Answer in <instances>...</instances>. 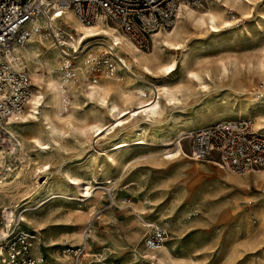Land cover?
<instances>
[{
    "label": "rangeland",
    "instance_id": "rangeland-1",
    "mask_svg": "<svg viewBox=\"0 0 264 264\" xmlns=\"http://www.w3.org/2000/svg\"><path fill=\"white\" fill-rule=\"evenodd\" d=\"M250 4L242 10L244 13L251 11L250 15L245 16L241 11L227 15L226 19L232 25L230 28L225 27L216 34L193 30L187 38L192 57L196 58V63L191 69L200 73L207 71L210 76L203 79L204 87L195 80L180 77L179 52L174 56L167 53L161 56V63L167 64L175 60L177 66L167 77V81L173 83L180 77L183 82V89L180 92L181 104L175 108H165L162 122H166L172 116L182 121L188 116L195 117L199 122H196L195 126L183 123L181 129L186 133L200 125L235 119L230 109L237 108L240 103L245 102L250 92L258 90L264 92V73H259L256 69L259 61L264 62V0H251ZM204 6L206 2L193 8L199 11ZM33 40L41 49L54 48L38 36H33ZM91 48L98 53L103 49L107 51L96 44ZM138 49L145 53L151 52L153 38L150 48ZM119 56L122 57L121 54ZM79 58L81 59V55ZM57 63L56 59L53 74L59 87L64 90L63 95L67 92L70 96L69 108L66 110L63 109L62 98L60 113L66 115L72 110L71 106L87 111L89 108H97V104L87 100L82 93L86 84L71 81L65 89L60 86ZM24 64L28 72L25 58ZM222 65L229 70L227 77L222 72ZM132 70L139 72L135 68ZM41 72L43 75L47 74L44 70L38 71ZM120 72V80L103 77L97 83L108 82L121 89L129 88L134 78L128 76L122 69ZM247 75L253 83L244 82L242 78ZM145 77L156 83L160 81V78L150 75ZM30 81L33 94L39 88L33 84L31 77ZM70 83L73 93L68 87ZM28 106L29 103L21 115ZM88 117L90 121L94 120L91 115ZM18 123L20 127L15 129L22 132L26 138L22 145L23 159L17 160L20 163L18 167L27 176L28 184L32 188L36 186L37 181L42 183L46 179V176L41 177L42 173L37 176L36 172H33L36 165L43 161L42 157L36 156L39 149L33 145L34 139L38 137L36 130L39 123L34 120L28 122L19 120ZM61 131L64 138L46 157L51 162V172L48 176L51 180L61 181V174L64 170L70 169L89 181L91 188L87 191H78L71 190L68 186L55 192L44 204L30 205L32 208L27 211L39 212L40 216L47 215L50 218L43 224L41 230L44 235L46 233V242L40 245L41 264H62L56 261L58 256H66L69 258L68 264H73L74 255L66 250L77 248L83 251L80 256L81 264H153V261L140 253L145 247L143 237L147 228L139 227L138 236H135L133 230L136 227L133 226V220L139 224L144 222L163 224L169 234L167 241L172 245L173 255L185 260L193 259L198 264H261L262 245L259 242L264 237V230L258 226L257 218L248 223L240 213L244 211L253 215L254 207L264 201V197L259 196L264 185L251 184L249 190H241L240 206L237 210L231 199L233 190H229V185L220 170L231 171L220 169L210 163L218 162L215 155L201 161L188 160L184 157L164 159L161 158L165 151L164 147L153 142L128 147L121 156L120 163L114 166L104 161L102 156L90 161L87 159L91 153L87 144L66 128ZM182 145L188 153L189 140L184 138ZM1 147L10 151V137L6 132H0ZM170 147L172 149V146ZM15 150L11 156L6 157L5 163L13 161L14 155L18 156L19 149ZM22 163L25 165H21ZM1 169L2 167L0 173ZM250 200L252 204L248 205ZM11 207L12 204L5 196H0V223L4 210L8 211ZM28 207L26 205L18 209L22 212ZM132 207L136 208L135 212L132 211ZM27 211L23 213L26 215ZM17 213L14 218L19 216ZM160 213L164 214L166 222L157 219ZM21 224L27 232L36 234V243L40 232L33 230L24 222ZM74 229L79 230V240L76 242H73L70 235V230ZM251 236H253L251 239L256 236L255 241L245 244ZM32 254L36 258L33 246Z\"/></svg>",
    "mask_w": 264,
    "mask_h": 264
},
{
    "label": "bare ground",
    "instance_id": "bare-ground-1",
    "mask_svg": "<svg viewBox=\"0 0 264 264\" xmlns=\"http://www.w3.org/2000/svg\"><path fill=\"white\" fill-rule=\"evenodd\" d=\"M204 2H206V6L199 11L193 7L181 5L173 27L169 30H161L152 36L153 50L149 53L140 51L116 27L103 19H98L94 26H86L74 18L70 11L65 12V19L70 22L69 24L77 36L82 37L81 42H87L86 47L96 44L107 49L106 53L116 54L124 64L121 69L128 76L134 78L132 85L125 89L108 82L86 85L82 90L84 97L98 106L97 108H89L88 111L71 106L72 110L66 115L60 113L64 90L59 87L53 74L55 70L54 61L57 59L58 53L54 48L41 49L34 42L33 36L37 35L33 33L19 50L28 63V73L33 84L37 85L39 90L32 94L29 106L23 115L9 117L5 120L4 132L9 134L11 147L10 151H6L4 147L0 148V167H2L0 196H5L8 202L12 204L10 210H4V215L8 220L18 212L24 223L33 230L40 232L39 239L33 245V251L39 262H41L40 245L46 242V233L44 235L41 230L43 224L50 218L47 215L46 217L40 216L39 212L27 211L32 208L30 205H42L46 200L53 197L55 192H59L68 186L71 190L77 189L78 191H87L91 188L89 181L81 178L70 169L64 170L61 174V181L51 180V177L48 176L51 172V162L46 157L59 146V141L64 138L61 129L66 128L75 134L80 141L87 144V148L91 152L87 159L90 161H95L98 156H102L104 161L116 166L120 163V158L125 154L128 147L153 142L164 147L165 151L163 150L161 158L172 160L184 157L192 160L183 148L182 140L185 138V132L182 131L181 127L183 123L195 126L198 122L197 119L188 116L182 121L172 116L166 122H162L165 108H175L181 104L180 92L183 89V82L179 79L181 76L195 80L203 87L205 86L203 79L210 78L207 71L200 73L191 69V66L196 63V58L192 57L191 48L187 45V38L193 30H204L216 34L225 27L230 28L232 25L226 19L227 15L234 11L243 12L245 7L251 5V0H204ZM250 7L252 8V6ZM250 13L251 11L242 14L246 16ZM178 52L180 54L181 75L177 81L169 83L167 77L176 70V62L172 60L167 64L161 63V56L165 53L174 56ZM132 67L138 69L139 72H134ZM167 68H170L171 71H163ZM221 69L227 77L228 68L222 65ZM256 69L259 73H264V62L259 61L256 64ZM39 70H44L47 74L38 73ZM144 75L160 78V81L158 83L153 82ZM120 79V76L115 78V80ZM242 79L245 83L251 82L248 75ZM68 87L73 93L70 89L71 83ZM230 111L235 115V118H252L254 128L264 131V92L261 90L250 92L245 102L240 103L237 108L230 109ZM88 115H91L94 120L90 121ZM19 120L22 122L34 120L39 123L36 130L38 137L34 139L33 145L39 149L36 156L42 157L43 161L36 165L33 172H36L37 176L42 173L41 177L46 176V179L42 183L37 181L36 186L32 188L28 184L27 176L18 167L20 163L17 160L23 159L22 145L26 141L23 133L15 129L20 127ZM15 149H19L18 156L15 157L14 155L13 161L5 163L6 157L11 156ZM115 150L117 151L115 152ZM23 163L21 165H25ZM210 163L217 165L220 169H226L216 161ZM220 171L229 185V190H233L231 199L234 201L233 206L237 210L240 206L241 190H249L251 184L264 185V170H253L252 173L245 171L243 174ZM26 205L29 207L24 208L22 212L21 209H18V207L22 208ZM26 211L28 213L25 215L23 212ZM132 211L135 212L136 208L132 207ZM158 215V220L166 222L164 214ZM240 215L244 216L248 223L257 218L258 226L264 230V201L254 207L253 215L244 211ZM0 224L1 230L2 221ZM71 226L74 227L75 225ZM133 226L137 228H134L133 233L138 236V228L144 227L146 224H139L133 220ZM70 235L73 237V242L79 240V230H70ZM168 236L169 234L167 239ZM252 237L245 241V244L254 242L256 236L251 239ZM166 241L158 250L143 247L140 251L141 255L153 261V264H198L193 259L185 260L173 255L172 245ZM259 243L262 245L261 264H264V237ZM69 250L66 251L73 254ZM82 252L73 254V264H81ZM56 261L68 264L69 258L58 256Z\"/></svg>",
    "mask_w": 264,
    "mask_h": 264
},
{
    "label": "built area",
    "instance_id": "built-area-1",
    "mask_svg": "<svg viewBox=\"0 0 264 264\" xmlns=\"http://www.w3.org/2000/svg\"><path fill=\"white\" fill-rule=\"evenodd\" d=\"M204 0H0V132L5 120L20 116L32 96V84L19 51L35 33L58 51L57 77L60 86L73 82L95 85L101 78L121 76L122 60L112 52L100 53L70 27L64 14L86 26L103 19L116 27L140 49L152 46V36L169 30L181 5L199 7ZM59 13V15H57ZM41 22V24H39ZM82 55L81 59L79 56ZM80 59V60H79ZM70 96L63 97V109ZM188 157L195 161L215 155L218 163L231 172L264 169V131L253 126L248 117L221 120L188 130ZM264 194V191H260ZM248 205L252 202H248ZM3 213V212H2ZM0 264H41L32 255L37 236L22 227V218L7 219L2 214ZM145 248L158 250L167 239L161 223L147 222ZM81 252L80 248L69 250Z\"/></svg>",
    "mask_w": 264,
    "mask_h": 264
},
{
    "label": "crops",
    "instance_id": "crops-1",
    "mask_svg": "<svg viewBox=\"0 0 264 264\" xmlns=\"http://www.w3.org/2000/svg\"><path fill=\"white\" fill-rule=\"evenodd\" d=\"M200 126H202V125H200ZM200 126H197V127H200ZM257 170H264V169H257ZM226 184V183H225ZM261 190H264V189H260V191ZM259 196H261V197H264V194H261V192H260V194H259ZM250 201H252V200H250ZM169 237V236H168ZM168 240V239H167ZM32 251V250H31ZM33 255V254H32ZM41 263V262H40Z\"/></svg>",
    "mask_w": 264,
    "mask_h": 264
},
{
    "label": "snow or ice",
    "instance_id": "snow-or-ice-1",
    "mask_svg": "<svg viewBox=\"0 0 264 264\" xmlns=\"http://www.w3.org/2000/svg\"><path fill=\"white\" fill-rule=\"evenodd\" d=\"M57 15H59V13H57ZM163 71L169 72V71H171V69L170 68H167V69H164Z\"/></svg>",
    "mask_w": 264,
    "mask_h": 264
}]
</instances>
